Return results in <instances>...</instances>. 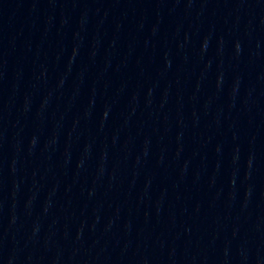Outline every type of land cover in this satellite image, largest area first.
Instances as JSON below:
<instances>
[{
  "label": "water",
  "instance_id": "95a60500",
  "mask_svg": "<svg viewBox=\"0 0 264 264\" xmlns=\"http://www.w3.org/2000/svg\"><path fill=\"white\" fill-rule=\"evenodd\" d=\"M0 264H264V0H0Z\"/></svg>",
  "mask_w": 264,
  "mask_h": 264
}]
</instances>
